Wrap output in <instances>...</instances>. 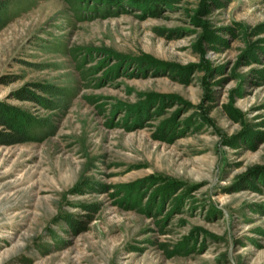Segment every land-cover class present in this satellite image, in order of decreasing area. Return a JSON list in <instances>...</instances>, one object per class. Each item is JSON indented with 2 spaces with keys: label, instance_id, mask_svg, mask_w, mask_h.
Returning a JSON list of instances; mask_svg holds the SVG:
<instances>
[{
  "label": "rangeland",
  "instance_id": "rangeland-1",
  "mask_svg": "<svg viewBox=\"0 0 264 264\" xmlns=\"http://www.w3.org/2000/svg\"><path fill=\"white\" fill-rule=\"evenodd\" d=\"M0 105V264H264V0H0Z\"/></svg>",
  "mask_w": 264,
  "mask_h": 264
},
{
  "label": "trees",
  "instance_id": "trees-1",
  "mask_svg": "<svg viewBox=\"0 0 264 264\" xmlns=\"http://www.w3.org/2000/svg\"><path fill=\"white\" fill-rule=\"evenodd\" d=\"M134 2H157L159 1L160 3H176L178 0H133ZM42 101V100H41ZM44 101V100H43ZM10 114L12 116H10ZM15 119L14 113H9L6 108L0 105V126L3 127H10L13 132L9 134H5L2 137L0 136V144H16V143H23L27 141L26 138V132L23 129V127L19 124H16L13 122Z\"/></svg>",
  "mask_w": 264,
  "mask_h": 264
}]
</instances>
